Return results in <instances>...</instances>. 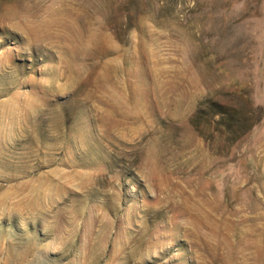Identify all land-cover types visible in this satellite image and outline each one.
Listing matches in <instances>:
<instances>
[{
  "label": "rangeland",
  "instance_id": "rangeland-1",
  "mask_svg": "<svg viewBox=\"0 0 264 264\" xmlns=\"http://www.w3.org/2000/svg\"><path fill=\"white\" fill-rule=\"evenodd\" d=\"M0 264H264V0H0Z\"/></svg>",
  "mask_w": 264,
  "mask_h": 264
}]
</instances>
